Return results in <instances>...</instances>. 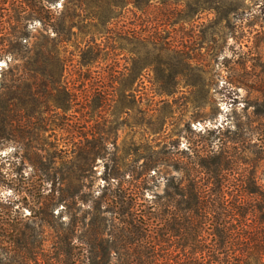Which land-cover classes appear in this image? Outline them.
<instances>
[{"label":"trees","instance_id":"obj_1","mask_svg":"<svg viewBox=\"0 0 264 264\" xmlns=\"http://www.w3.org/2000/svg\"><path fill=\"white\" fill-rule=\"evenodd\" d=\"M15 4L30 8L32 16L49 3L0 0V59L10 55L14 42L23 49L18 55L23 61L21 75L0 88L4 131L14 139L35 142L39 136L36 75L41 65L38 52L27 42L22 45L26 40L25 16L9 31L2 28L4 7ZM253 6L259 10L247 16L245 25L254 34L252 39L264 41V0L255 1ZM57 19L52 30L60 34L65 30L64 20ZM74 26L70 21L68 34ZM55 41V45L70 42L65 37ZM127 44L133 46L128 51L130 58L120 66L116 50H125ZM31 50L33 54L28 56ZM78 50L77 66L85 69L92 83L84 109L91 107L95 99L93 110L101 108L106 116L103 126L99 133L89 130L65 138L68 141L56 145L53 152L28 150L21 158L23 168H31L29 176L21 174V181L38 183V202L30 212L37 215L40 230L47 228L55 234L54 246L51 254L44 251L41 239L38 253L28 258L19 248L26 227L23 220L13 221L11 226L0 223L4 233L6 224L12 227L13 245L9 246L17 255L10 261L0 258V264H264V56L254 46L236 56L234 64L242 75L234 85L245 92L243 109L250 108L251 112L244 120L236 121L227 136L215 127L204 131L212 135L208 140L185 150L177 143H164L148 148L144 154L130 153L131 169H123L111 160L103 174L104 183L94 196V192L86 191L85 173L97 158H104L108 136L117 132L121 111L144 101L143 118L152 119L157 111L154 106L165 105L166 99L177 92L179 81L188 78L195 67L179 44L164 42L160 37L152 41L135 30L123 31L113 42L88 41ZM151 54L154 58L150 62ZM168 54L173 65L165 62ZM53 61L61 77L65 64L56 50ZM155 64L170 66L151 69V88L141 92L140 85ZM59 81H55L52 91L61 89ZM62 91L71 103L79 102L78 95L66 85ZM156 99L159 101L153 104ZM237 101V97L233 99L234 104ZM53 102L54 110L66 112L62 103ZM70 120L62 116L61 129L69 128ZM161 181L164 185L158 192ZM86 195L94 197L87 223L83 217L71 215L72 209L81 210L86 205ZM17 196L19 202L28 195L20 191ZM102 206L101 213H113L114 219L108 222L102 217L100 223L96 221ZM64 215L69 218L67 223L62 220ZM4 248L0 246V256H6Z\"/></svg>","mask_w":264,"mask_h":264},{"label":"rangeland","instance_id":"obj_2","mask_svg":"<svg viewBox=\"0 0 264 264\" xmlns=\"http://www.w3.org/2000/svg\"><path fill=\"white\" fill-rule=\"evenodd\" d=\"M232 1L238 3L231 4L229 0H48L49 4L32 16H29L32 10L27 7H17L16 4L4 7L6 17L2 28L5 32L20 17H26V40L22 45L27 42L33 51L38 52L41 65L36 75L39 96L36 128L39 136L35 142L14 139L4 131V112L0 100V223L8 222L11 226L13 221L23 220L26 227L19 248L26 253V257L33 258L38 253V241L41 239L44 241V251L51 254L55 234L47 228L40 230L37 215L30 212V208L38 202V183L32 181L26 184L27 181H21V174L29 176L31 171L28 164L23 168L21 158L28 150L53 152L56 145L62 146L63 142L68 141L65 138L69 139L89 130L99 133L106 117L101 108L93 110L97 106L95 99L91 101L92 108L87 105L84 109L83 104L92 83L88 80L89 75L85 74V69L77 66L78 48L82 49L84 43L91 40L97 44L107 40L113 42L123 31L135 30L152 41L160 37L164 42L179 44L192 58L191 66L195 67L188 78L179 81L177 92L166 99L165 105L157 104L155 107L153 104L159 100L153 102L157 111L152 119L143 118L142 111L146 109L144 101L139 106H128V109L121 111L117 132L108 136L104 158H97L85 173L84 184L88 187L86 191L94 192V196H97L104 183V171L107 165L110 167L111 160L123 169H131L132 158L127 156L130 153L139 151L144 154L148 148L161 147L164 143H177L179 149L185 150L212 136L204 131L217 127L227 136V131L236 121L244 120L245 116L250 115L251 109H243L244 103L241 100L245 92L240 86L234 85L236 78L242 75L234 61L236 63L238 53L247 52L251 46L264 56V41L261 38L252 39L254 34H250L245 25L247 16L259 9L253 6L257 0ZM56 17L59 18L57 20H64L65 30L60 34L52 30ZM70 21L75 26L68 34L66 30ZM60 37L68 38L70 42L55 45V40ZM21 47L14 42L11 56L5 54L0 59V88L21 75L23 61L18 56L22 55ZM132 47L127 44L125 50H116L120 66H125L128 62V51ZM55 50L65 64L61 77L57 76L53 61ZM32 54L31 50L28 56ZM153 55H149L150 62ZM165 62L173 65L171 54H168ZM169 66L155 64L149 68L146 79L140 85L141 92L151 88V69ZM57 79L60 80L61 89L55 92L52 89ZM64 85L78 95L79 102H70L62 91ZM236 97L238 103L234 104L233 99ZM53 101L62 103L66 112L54 110ZM62 116L69 120L71 118L69 128L61 129ZM261 177L264 179V169ZM163 185L164 182L161 181L157 187L158 192ZM20 191H26L28 196L18 202L17 195ZM85 197L86 205L81 210L72 209L71 215L83 217L87 223L92 214L89 206L94 197ZM103 210L102 206L96 221L99 222L102 217L108 222L114 219L113 213H101ZM67 215L62 218L66 223L69 221ZM5 229V233L0 230V246L7 248V251L6 256L3 254L0 258L10 261L17 259L9 246L13 245L11 241L14 233L7 224Z\"/></svg>","mask_w":264,"mask_h":264}]
</instances>
